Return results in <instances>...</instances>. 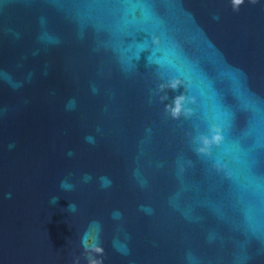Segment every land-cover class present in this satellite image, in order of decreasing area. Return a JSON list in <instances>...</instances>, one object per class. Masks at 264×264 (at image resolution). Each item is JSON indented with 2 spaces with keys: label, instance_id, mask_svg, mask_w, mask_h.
Returning a JSON list of instances; mask_svg holds the SVG:
<instances>
[{
  "label": "water",
  "instance_id": "water-1",
  "mask_svg": "<svg viewBox=\"0 0 264 264\" xmlns=\"http://www.w3.org/2000/svg\"><path fill=\"white\" fill-rule=\"evenodd\" d=\"M92 259L264 264V0H0V264Z\"/></svg>",
  "mask_w": 264,
  "mask_h": 264
},
{
  "label": "clouds",
  "instance_id": "clouds-1",
  "mask_svg": "<svg viewBox=\"0 0 264 264\" xmlns=\"http://www.w3.org/2000/svg\"><path fill=\"white\" fill-rule=\"evenodd\" d=\"M243 2H244V0H232L233 10L234 11H238L239 10V6L241 4H243ZM252 2H255V0H252ZM180 87H183V83L180 80L177 79V80L170 81L168 84H161L160 85V90L164 91L165 89H171V90L175 91V90H177ZM161 99L164 100V99H167V97L164 96ZM186 102H187V100H186L185 95H183V94L179 95V96L175 97V99L173 100L172 104L165 105V111L167 113H169L173 119H179V117L182 114L187 116V115L190 114V110H186L185 109L184 105L186 104ZM212 133L213 134H212L210 139L208 137H201L200 138V141H201V143L203 145V147H200L198 149V151L200 153H206L207 149L212 144H219L221 142L222 136L220 135V130L218 128L217 129H213ZM86 139L91 141L92 138L88 137ZM89 179H91L90 176H86L85 177V180H89ZM102 179H104V178H102ZM107 183H109V182L105 181V186H107ZM61 188L64 189V190H71L73 188V185H71V184H69V183H67L65 181H62L61 182ZM10 195L11 194H9V197H10ZM58 200H59V197H53L52 198V203L56 204ZM68 209L74 212L76 210V205L75 204H69ZM116 215H119V214L117 213ZM88 243L91 244L90 241ZM94 250L97 251L98 253H102V249L99 248L98 246L95 247ZM90 264H100V261L92 259V260H90Z\"/></svg>",
  "mask_w": 264,
  "mask_h": 264
}]
</instances>
